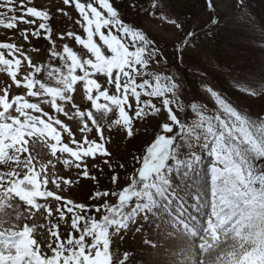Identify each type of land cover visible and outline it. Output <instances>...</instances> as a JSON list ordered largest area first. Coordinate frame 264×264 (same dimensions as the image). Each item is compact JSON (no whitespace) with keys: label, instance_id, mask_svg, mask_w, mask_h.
Listing matches in <instances>:
<instances>
[{"label":"snow or ice","instance_id":"snow-or-ice-1","mask_svg":"<svg viewBox=\"0 0 264 264\" xmlns=\"http://www.w3.org/2000/svg\"><path fill=\"white\" fill-rule=\"evenodd\" d=\"M31 3L0 0V26L37 25L21 30L22 40L43 35L50 43L45 64L12 37L0 42V73L8 78L0 83V264H133L127 252L114 256L111 245L140 220L155 228L156 239L150 234L143 245L182 242L171 264H264V108H239L210 85L203 90L214 107L186 102L183 78L169 71L164 51L126 22L112 0H62L75 8L82 32L60 33L59 40L71 38L80 53L67 43L57 48L50 12ZM164 7L165 0H150L145 10L183 31ZM205 8L200 32L211 35L219 24L215 0H206ZM57 12L68 15L63 7ZM199 34L189 30L176 45L180 63ZM237 87L264 98V79ZM149 117L157 119L154 138L131 154L133 170L121 184L117 168L127 166L113 164L105 128L132 140L137 123ZM65 119L77 124L79 139ZM36 143L48 149L46 162L30 151ZM98 157L113 173L112 187H97L91 203L66 195L80 178L99 184L91 168L103 169L87 163ZM57 164L77 176L59 175ZM212 252L215 259L206 260Z\"/></svg>","mask_w":264,"mask_h":264},{"label":"rangeland","instance_id":"rangeland-1","mask_svg":"<svg viewBox=\"0 0 264 264\" xmlns=\"http://www.w3.org/2000/svg\"><path fill=\"white\" fill-rule=\"evenodd\" d=\"M203 1L206 0H165V4L168 5V7L170 6L177 9L180 5L189 4L188 6L193 9L204 11L202 16L207 14L203 22L200 23L198 20L191 19V17L182 19L183 21L180 23L183 24V31H179L173 25L166 22H161L156 17L154 18L150 16L149 11L140 17L134 18L132 22H136L135 25L142 28L150 36V38L157 42V45L164 51V54L167 58L169 71L178 72L183 78V98L185 101L205 103L209 108H212L214 105L211 101V98L203 89L204 86L210 85L213 89L221 92L218 88V84L213 79L200 75L202 72L199 70L180 68L178 65L180 62L177 59L179 53L177 52L176 45L186 32L189 30H195L200 33L199 38L195 41V48L190 47L183 50V63L187 62L188 58L191 60L192 57H195L196 60L216 58L217 45L213 39L215 37V33L221 27L225 26V22L231 20V24H236L240 21L244 23L250 18V15L255 19L256 17L252 14V12L250 13L244 8L248 4V0H243V5L239 3V0H215L219 24L213 28V33L211 35H207L200 32V28L204 27L205 21L208 19V12L207 10L205 11V5L203 7ZM28 6H35L38 9L48 10L50 12L52 16L50 27L52 29L53 39L56 40L58 49L62 47L63 43H67L78 53L81 52V46L77 45L71 38H66L64 41L59 40L60 33L74 31L77 34H81L82 32L79 25L75 23V21L79 19V15L74 7L64 6L62 4V0H32V3ZM60 7L65 9V11L68 13L67 16L57 12V8ZM35 27H37V25L29 26L25 24H19L18 29L10 30L0 26V42H10L8 38L12 37L18 45L24 46L28 54L31 55L34 62L46 64L48 63V50L50 48L49 41L45 39L43 35L40 37L30 36L28 41H24L20 35V31L24 28L31 29ZM33 49H38L39 51H33ZM53 63L58 64V62L55 61ZM39 75L41 78H44L43 74ZM7 79L8 78L5 73H0V83H3ZM102 79L103 78H101V80ZM221 94L223 93L221 92ZM75 99L76 102L82 106L87 103L81 99L79 92L75 94ZM233 103L239 108L248 109L241 106L239 103ZM45 110L50 112L52 111L46 106ZM252 112H260V110H252ZM179 115L183 117L184 114L180 113ZM61 118L63 119V117ZM97 118L98 120L101 119L99 115ZM189 118H192L191 113H189ZM65 122L69 124L76 134L77 139H79L81 134L78 130L77 124L73 121H67L66 119ZM101 123H103V120H101ZM136 126L139 131L132 140H127L122 130H119L115 127L110 132L106 128L104 131V135L106 137H110V143L106 146L112 153L111 159L113 164L124 163L127 166V170L117 168V172H119L121 177V184L125 182L127 175L133 170L131 154L133 152L138 154L141 153L147 144L153 140L154 131L156 130L157 126V119L149 117L143 122H138ZM89 136L90 138H96L95 132L89 133ZM30 151L32 152L33 156L41 162H46L50 155L48 149L42 143L30 145ZM87 163L89 164L90 168L93 163H97L99 164L100 168L103 169L101 172L99 169L91 168V173L98 177L99 184L97 185V183L94 181L80 178L78 184L66 189V195L70 196L75 201L82 203H91V201L88 199L89 194L96 190L97 187L102 190L112 187L111 175L113 173L106 165L103 164V158L98 157L96 161L89 159ZM37 167H39V165H37ZM0 170H4L3 166H0ZM56 172L66 178H75L77 176L75 169H64L60 164H57ZM135 227H142V232H135ZM65 231V226L61 225L62 234L65 233ZM154 233L155 228L151 222L145 223L143 220H140L137 225L132 227V230L123 233V239L119 237L113 239L111 250L114 256H118L121 259L123 258V254L125 252L129 253L133 264H171V261L177 259V257L172 255V252L177 251L181 247L182 242L179 239L169 241L164 243V247H158L156 249L143 245V240L149 238L150 234H152L153 239H156ZM222 247L226 248V245H222ZM165 249H170V251H165ZM215 255L216 253L212 252L211 254L207 255L205 259L212 261L215 259Z\"/></svg>","mask_w":264,"mask_h":264},{"label":"trees","instance_id":"trees-1","mask_svg":"<svg viewBox=\"0 0 264 264\" xmlns=\"http://www.w3.org/2000/svg\"><path fill=\"white\" fill-rule=\"evenodd\" d=\"M118 8L122 18L131 24L132 20L147 13L145 9L150 8V0H112ZM203 7L206 1H203ZM244 7L256 17L231 24L226 21L214 37L216 46V58L207 60H196L195 57L188 58L185 63H178L182 69L199 70L202 76L213 79L220 91L232 102L254 111L264 108V98H253L238 90L241 87H256L264 79V0H248ZM135 4V7L132 5ZM189 4L180 5L177 9L165 4L163 11L170 17L183 21L182 19L198 20L203 22L204 11L193 9ZM206 11V9H205ZM248 12V13H249ZM249 13V14H250ZM157 14V19L159 18ZM163 22V21H161ZM201 25V24H200ZM199 25V26H200ZM224 25V24H223Z\"/></svg>","mask_w":264,"mask_h":264}]
</instances>
